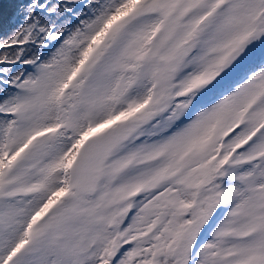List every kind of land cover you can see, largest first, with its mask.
Masks as SVG:
<instances>
[{
  "label": "snow or ice",
  "instance_id": "snow-or-ice-1",
  "mask_svg": "<svg viewBox=\"0 0 264 264\" xmlns=\"http://www.w3.org/2000/svg\"><path fill=\"white\" fill-rule=\"evenodd\" d=\"M16 7L0 264H264V0Z\"/></svg>",
  "mask_w": 264,
  "mask_h": 264
},
{
  "label": "trees",
  "instance_id": "trees-1",
  "mask_svg": "<svg viewBox=\"0 0 264 264\" xmlns=\"http://www.w3.org/2000/svg\"><path fill=\"white\" fill-rule=\"evenodd\" d=\"M27 0H0V6H2L3 16L0 17V24H7L9 17H13V15L17 11V5L26 3Z\"/></svg>",
  "mask_w": 264,
  "mask_h": 264
}]
</instances>
